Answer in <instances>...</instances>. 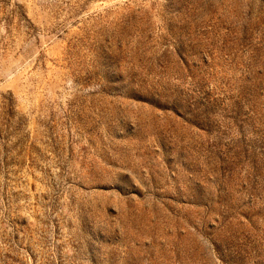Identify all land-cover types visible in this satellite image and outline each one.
I'll return each instance as SVG.
<instances>
[{
	"label": "rangeland",
	"instance_id": "1",
	"mask_svg": "<svg viewBox=\"0 0 264 264\" xmlns=\"http://www.w3.org/2000/svg\"><path fill=\"white\" fill-rule=\"evenodd\" d=\"M0 264H264V0H0Z\"/></svg>",
	"mask_w": 264,
	"mask_h": 264
}]
</instances>
